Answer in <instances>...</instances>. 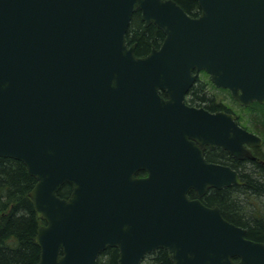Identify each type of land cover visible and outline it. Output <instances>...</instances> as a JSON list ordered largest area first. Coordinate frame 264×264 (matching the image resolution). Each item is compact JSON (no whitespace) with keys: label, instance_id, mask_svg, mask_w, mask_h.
Segmentation results:
<instances>
[{"label":"water","instance_id":"95a60500","mask_svg":"<svg viewBox=\"0 0 264 264\" xmlns=\"http://www.w3.org/2000/svg\"><path fill=\"white\" fill-rule=\"evenodd\" d=\"M193 1L196 17L173 0H0V157L36 180L37 264H96L107 248L117 264L158 249L172 264H264V243L200 201L242 184L205 146L243 160L263 141L183 102L202 71L264 105V0ZM136 12L164 35L143 57L125 40Z\"/></svg>","mask_w":264,"mask_h":264},{"label":"trees","instance_id":"16d2710c","mask_svg":"<svg viewBox=\"0 0 264 264\" xmlns=\"http://www.w3.org/2000/svg\"><path fill=\"white\" fill-rule=\"evenodd\" d=\"M188 15L196 17L199 7L193 0H173ZM164 38L163 33L153 24L145 26L139 12L132 15L125 33L127 45L135 44V55L143 57L152 47L158 49ZM207 81L195 80L189 89L193 104L214 111L221 105L213 102L209 95ZM245 121L240 124L263 140L264 146V105L256 102L244 108ZM227 112L230 110L226 109ZM255 158L264 161L262 154ZM210 160L223 163L236 170L242 185H232L221 190L210 189L201 198L207 207L217 206L222 217L230 223L245 229V237L264 243V165L256 160H233L227 153H212ZM140 175V174H139ZM36 180L27 172L25 165L12 158L0 157V264H37L40 249L35 242L38 228L43 221L36 216L28 194ZM72 191L70 184H64L58 197L67 199ZM190 195H193L191 193ZM118 251L107 248L101 252L96 264H117ZM141 264H172L167 251L158 249L147 254Z\"/></svg>","mask_w":264,"mask_h":264},{"label":"flooded vegetation","instance_id":"af4514ba","mask_svg":"<svg viewBox=\"0 0 264 264\" xmlns=\"http://www.w3.org/2000/svg\"><path fill=\"white\" fill-rule=\"evenodd\" d=\"M199 75H203V76H205L206 74L205 73H203V72H199V73H197L196 74V78H195V80H202V81H204V83H205V80H203V78H200L199 77ZM205 77H207V81L210 83V79H209V77H208V75L207 76H205ZM195 82V81H194ZM194 84V83H193ZM192 84V85H193ZM211 84V83H210ZM191 85V86H192ZM212 85V84H211ZM214 87V86H213ZM191 88V87H190ZM189 88V89H190ZM214 88H216V87H214ZM216 89H218V90H220V91H223V92H226L225 90H223V89H220V88H216ZM189 91V90H188ZM160 96L163 98V99H166L167 98V96H165V94L164 93H160ZM211 97H212V99H213V102L215 103V104H219V105H221L220 103H218V102H216V100H215V97L213 96V95H210ZM230 96V95H229ZM183 102H184V104L187 106V107H190V108H202V109H204V110H206V111H208L209 113H216V112H225V113H229V114H232V115H234L235 116V121L237 122V124L239 125V126H241V124H240V122H239V120H238V118H237V116L234 114V113H232V112H227L226 111V109L228 110V108L227 107H225L224 105H221V109H219V110H214V111H210V110H208V109H206V108H204L203 106H199V105H197V104H193L192 102H191V98L189 97V93L187 92L186 93V95H185V97H184V100H183ZM236 102V101H235ZM242 127V126H241ZM249 149H250V152H251V154L253 155L254 153H260L259 151H260V149H261V146H254V147H249ZM217 151H222V152H225V153H227L226 151H224V150H222L220 147H218V146H216L214 149H210L208 146H205L204 147V150H203V157H204V159H205V161L206 162H208V163H216V164H220V165H224V166H227V165H225V164H223V163H219V162H216V161H212V160H210V157H211V154L212 153H217ZM228 154V153H227ZM229 155V154H228ZM230 156V155H229ZM231 157V156H230ZM232 158V157H231ZM233 160H236V159H234V158H232ZM243 160H246V159H243ZM243 160H237V161H243ZM247 160H256V162H259V163H261V164H263L264 165V161H261V160H259V159H257V158H255V159H247ZM140 174V175H139ZM135 176L136 177H144V176H146V173L145 172H142V171H138L136 174H135ZM241 179V178H240ZM242 185V184H241ZM240 186V185H239ZM208 190H210V189H208ZM207 190V191H208ZM221 190V189H220ZM206 191V192H207ZM191 193H193V195H190ZM206 194V193H205ZM204 194V195H205ZM203 195V196H204ZM187 196H188V198L189 199H195L196 198V194H195V192L194 191H189L188 193H187ZM202 196V197H203ZM201 197V198H202ZM201 198H200V201H201Z\"/></svg>","mask_w":264,"mask_h":264},{"label":"rangeland","instance_id":"374dc122","mask_svg":"<svg viewBox=\"0 0 264 264\" xmlns=\"http://www.w3.org/2000/svg\"><path fill=\"white\" fill-rule=\"evenodd\" d=\"M199 77L203 78V80L207 82V77L203 75H199ZM208 91L209 95H213L215 97L216 102L220 103L221 105H224L230 110V112L234 113L237 116L239 122L245 121V116L248 112L244 110V107L239 106L235 101H233L230 98L228 92L220 91L214 88L211 84L208 86ZM259 152V154H262L264 157V146H261Z\"/></svg>","mask_w":264,"mask_h":264}]
</instances>
